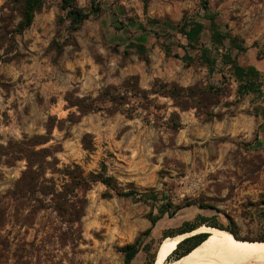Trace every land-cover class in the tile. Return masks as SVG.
Instances as JSON below:
<instances>
[{
  "label": "rangeland",
  "instance_id": "obj_1",
  "mask_svg": "<svg viewBox=\"0 0 264 264\" xmlns=\"http://www.w3.org/2000/svg\"><path fill=\"white\" fill-rule=\"evenodd\" d=\"M74 1L86 11L97 8L78 30H70L60 0H45L31 25L5 43L10 51L0 49V264H123L120 248L135 241L139 251L131 264H146L169 235L189 224H216L238 238H259L264 232V0H207V11L200 0ZM5 2L0 0V13ZM112 12L114 19L108 16ZM208 17L223 45L213 40ZM18 20L14 12L11 27ZM188 20L204 24L191 45L178 31ZM138 32L146 35L138 38ZM136 41L145 46L144 55L126 48ZM184 49L190 62L174 56ZM204 52L212 61L202 58ZM233 60L259 71L257 91L237 97ZM132 75L143 89L156 79L220 87L224 95L212 110L224 115L206 120L195 108L180 111L159 96L162 108L150 105L158 117H147L139 107L133 118L95 111L74 124L64 122L61 130L55 126L41 147L61 144L60 167L74 162L94 172L105 165L122 189L134 191L118 196L109 190L112 196L103 197L108 189L94 184L78 239L70 242L66 215L53 208L50 195L14 193L26 161L5 154L6 146L46 134L48 116L65 119L73 111L66 108L67 92L95 96ZM173 110L181 121L177 131L166 127ZM86 133L93 150L83 147Z\"/></svg>",
  "mask_w": 264,
  "mask_h": 264
},
{
  "label": "trees",
  "instance_id": "obj_2",
  "mask_svg": "<svg viewBox=\"0 0 264 264\" xmlns=\"http://www.w3.org/2000/svg\"><path fill=\"white\" fill-rule=\"evenodd\" d=\"M44 1L45 0H7L1 7L0 49L4 47L3 54H7L10 51L9 46H6L7 44L5 43L13 41L16 34L21 33L31 25L35 13L42 9ZM60 1V6L65 11V18L69 20V28L71 31L78 30L82 22L97 11V8L91 11L79 8L74 0ZM200 4L203 9L206 11L208 10L207 0H200ZM14 12L19 16V20L15 27H11L10 22ZM208 20L213 40L223 45V37L220 32L215 30L217 24L214 22L213 17H208ZM178 29L188 40V44H190L198 39L204 29V24L199 20H188L184 21ZM231 43L238 51L243 50L242 46L236 44L235 41L232 40ZM130 47H134L139 55H144L146 52L145 46L139 42L132 44L128 43L126 45V48ZM174 56L180 57L183 61H191V57L187 51L181 56L178 54H174ZM202 58L210 60L206 52L202 54ZM144 60L148 62L146 57ZM232 67L235 79L238 82V87L235 92L237 97L258 90L260 73L254 66H242L233 60ZM221 91L220 87L212 85L202 86L194 84L183 87L176 82H164L159 79H156L149 89H143L138 84V77L132 75L124 79L119 85L108 84L103 86L97 91L95 96L90 94L76 96L74 92H67L65 94L67 103L66 108L73 109V111H70L65 119L48 116L45 124L46 134L23 136L21 140L8 142L6 146L8 151L5 154L8 153L13 159H23L26 161V168L16 181L14 193L50 195L53 208L62 215H66L65 220L69 224V232L67 233L66 239L70 242H74L78 239L76 231L78 232V228L81 226V219L85 215L88 203L87 193L94 184L100 182L108 189V191L102 194L103 197L112 196L109 190L118 196H129L133 194L134 191L131 189H122L117 179L113 175L107 173L105 165H102L99 171L94 172H86L81 165L74 162L60 167L58 165L59 159L56 156V152L61 150V144L57 143L41 147L52 139L51 134L53 128L56 126L61 130L63 129L62 125L64 122L67 121L70 124H74L78 122L83 115L95 111H103L108 115L121 113L127 118H133L136 115L137 109L141 107L143 110L147 111V117L151 114L154 117H158L156 113L150 110V105H153L155 109L162 108L161 105L156 103L155 98L159 96L170 99L172 107L178 108L180 111L195 108L196 113L203 116L206 120L213 118L221 119L224 113L212 110L213 106L218 101L216 99L220 95H224ZM151 95H154V97L151 98ZM147 121H149V119ZM166 127L171 131H177L181 128L180 116L176 110L170 113L166 122ZM82 144L84 149L93 150L90 134L86 133L83 135ZM47 172L50 173L49 177L46 176ZM200 207L203 208V206ZM155 221L156 219H151L152 224H154ZM214 225L222 227L220 225ZM195 227V225L189 224L179 228L176 235L171 234L169 236H177L181 233L191 231ZM226 229L237 237L234 231L228 228ZM148 232L149 230H146L145 233ZM205 237L206 234H198L184 238L178 243L171 255H173L175 259L188 253ZM170 238L171 237L166 240ZM257 239L264 240V232ZM120 251L124 256L123 264H131V261L139 251L137 241L125 244L120 248ZM154 260L155 256H152L146 264H154Z\"/></svg>",
  "mask_w": 264,
  "mask_h": 264
},
{
  "label": "bare ground",
  "instance_id": "obj_3",
  "mask_svg": "<svg viewBox=\"0 0 264 264\" xmlns=\"http://www.w3.org/2000/svg\"><path fill=\"white\" fill-rule=\"evenodd\" d=\"M198 234L206 237L188 253L168 260L179 242ZM154 264H264V240L238 238L224 227L202 223L163 242Z\"/></svg>",
  "mask_w": 264,
  "mask_h": 264
},
{
  "label": "crops",
  "instance_id": "obj_4",
  "mask_svg": "<svg viewBox=\"0 0 264 264\" xmlns=\"http://www.w3.org/2000/svg\"><path fill=\"white\" fill-rule=\"evenodd\" d=\"M163 1H164V3H166L167 5H168V3H167V0H160V4H162L163 3ZM154 2H156V0H152V4H154ZM172 9H174L173 7H172ZM116 15H117V13L116 12H112V14L111 15H108L111 19H114V18H116ZM116 30V31H115ZM114 32L116 33V34H118V35H121L120 37H123L124 36V31L121 29V30H118V28H114ZM139 35V36H138ZM141 35V36H140ZM146 35V33L145 32H138V34H137V37L138 38H142V37H144ZM136 43H137V41H136ZM139 43H142L141 41H139ZM184 48H186V47H184ZM184 51V53L187 51V50H183ZM188 52V51H187Z\"/></svg>",
  "mask_w": 264,
  "mask_h": 264
},
{
  "label": "water",
  "instance_id": "obj_5",
  "mask_svg": "<svg viewBox=\"0 0 264 264\" xmlns=\"http://www.w3.org/2000/svg\"><path fill=\"white\" fill-rule=\"evenodd\" d=\"M262 129H264V125L262 126ZM189 237V236H188Z\"/></svg>",
  "mask_w": 264,
  "mask_h": 264
},
{
  "label": "flooded vegetation",
  "instance_id": "obj_6",
  "mask_svg": "<svg viewBox=\"0 0 264 264\" xmlns=\"http://www.w3.org/2000/svg\"><path fill=\"white\" fill-rule=\"evenodd\" d=\"M264 118V117H263ZM264 125V124H263Z\"/></svg>",
  "mask_w": 264,
  "mask_h": 264
}]
</instances>
